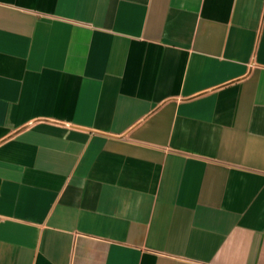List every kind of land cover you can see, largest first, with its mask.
<instances>
[{
  "label": "crops",
  "instance_id": "crops-1",
  "mask_svg": "<svg viewBox=\"0 0 264 264\" xmlns=\"http://www.w3.org/2000/svg\"><path fill=\"white\" fill-rule=\"evenodd\" d=\"M0 264H264V0H0Z\"/></svg>",
  "mask_w": 264,
  "mask_h": 264
}]
</instances>
